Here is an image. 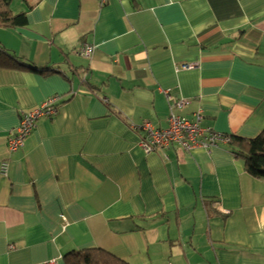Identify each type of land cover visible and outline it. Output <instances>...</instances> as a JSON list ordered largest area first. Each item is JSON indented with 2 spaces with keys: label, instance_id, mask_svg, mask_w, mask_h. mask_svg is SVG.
Listing matches in <instances>:
<instances>
[{
  "label": "crops",
  "instance_id": "1",
  "mask_svg": "<svg viewBox=\"0 0 264 264\" xmlns=\"http://www.w3.org/2000/svg\"><path fill=\"white\" fill-rule=\"evenodd\" d=\"M20 12L27 25H0V51L29 67L0 62V264L90 248L128 264H264V180L229 143L139 145L171 114L263 132L264 0H13ZM52 97L57 113L12 152L22 114Z\"/></svg>",
  "mask_w": 264,
  "mask_h": 264
},
{
  "label": "built area",
  "instance_id": "2",
  "mask_svg": "<svg viewBox=\"0 0 264 264\" xmlns=\"http://www.w3.org/2000/svg\"><path fill=\"white\" fill-rule=\"evenodd\" d=\"M95 48L91 45H84L80 50L82 55L91 57ZM193 65H182L181 69L188 70ZM58 97H52L35 110L24 112L22 114L20 125L10 133L9 146L12 152L24 147L26 138L36 127V123L42 117H51L58 111ZM107 103L106 99H103ZM199 119L195 122L180 118L175 114L170 115V125L165 130L156 129L151 124L146 123L143 127L145 138L142 137L139 145L146 154H151L161 148H168L173 144H179L186 150L195 148H205L211 151L220 144L229 143L230 135L216 133L210 129H204L199 125ZM3 175H7V165L4 163L1 167ZM50 264V263H47Z\"/></svg>",
  "mask_w": 264,
  "mask_h": 264
},
{
  "label": "trees",
  "instance_id": "3",
  "mask_svg": "<svg viewBox=\"0 0 264 264\" xmlns=\"http://www.w3.org/2000/svg\"><path fill=\"white\" fill-rule=\"evenodd\" d=\"M12 3L13 0H0V25L11 27L27 25V12L13 14ZM0 62H5L11 68L22 70L29 68L27 65L20 63L16 57L3 50L0 51ZM30 68L42 75L54 72L48 68ZM229 144L234 150L235 157L244 160L247 172L255 179L264 180V130L259 136L252 139L230 136ZM65 261L66 264H128L99 248L73 251L65 256Z\"/></svg>",
  "mask_w": 264,
  "mask_h": 264
}]
</instances>
